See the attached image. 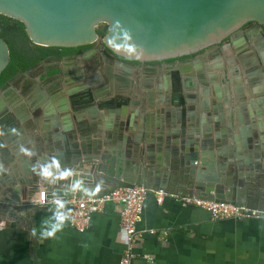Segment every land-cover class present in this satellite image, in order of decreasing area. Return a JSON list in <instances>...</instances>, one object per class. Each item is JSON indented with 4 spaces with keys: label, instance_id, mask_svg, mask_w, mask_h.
<instances>
[{
    "label": "water",
    "instance_id": "1",
    "mask_svg": "<svg viewBox=\"0 0 264 264\" xmlns=\"http://www.w3.org/2000/svg\"><path fill=\"white\" fill-rule=\"evenodd\" d=\"M0 13L22 21L42 46L92 44L106 24L102 46L140 61L192 54L251 21L264 26V0H0ZM247 35L241 38L246 43ZM10 60V46L0 36V75ZM186 100L192 102L189 92ZM179 112L153 123L116 124L115 130L102 124H8L12 132L0 140L7 162L3 167L0 161V216L37 209L24 200L42 187L50 197H84L137 184L264 209V124H206L203 116L202 124H190L194 111L182 124ZM21 132L28 144H11ZM169 156L181 175L168 173Z\"/></svg>",
    "mask_w": 264,
    "mask_h": 264
},
{
    "label": "flooded vegetation",
    "instance_id": "2",
    "mask_svg": "<svg viewBox=\"0 0 264 264\" xmlns=\"http://www.w3.org/2000/svg\"><path fill=\"white\" fill-rule=\"evenodd\" d=\"M248 31L252 40L246 43L241 38ZM263 37L264 26L251 21L192 54L150 61L103 47V36L88 45L52 47L0 89V130L7 132L8 124H102L115 130L116 124L158 122L168 113L179 117L181 109L182 124L191 111L190 124H202V116L206 124H264ZM186 65L187 73L181 70Z\"/></svg>",
    "mask_w": 264,
    "mask_h": 264
},
{
    "label": "crops",
    "instance_id": "3",
    "mask_svg": "<svg viewBox=\"0 0 264 264\" xmlns=\"http://www.w3.org/2000/svg\"><path fill=\"white\" fill-rule=\"evenodd\" d=\"M11 132H0V140ZM26 143L24 132L11 137L13 145ZM168 159V173L181 175V166ZM0 161L7 165L1 156ZM30 168L34 171L33 161ZM45 189L24 201L37 204ZM38 206L19 211L16 218L0 216V264H119L126 248L120 204L109 203L94 214L84 231L58 208ZM138 230L132 264H264V216L215 219L202 207L184 206L173 196L159 203L150 193Z\"/></svg>",
    "mask_w": 264,
    "mask_h": 264
},
{
    "label": "built area",
    "instance_id": "4",
    "mask_svg": "<svg viewBox=\"0 0 264 264\" xmlns=\"http://www.w3.org/2000/svg\"><path fill=\"white\" fill-rule=\"evenodd\" d=\"M150 193L155 194L159 203H163L166 197L173 196L184 206L202 207L209 211L215 219L260 218L264 216V209L204 199L198 195H177L146 184H137L134 187H115L97 196L84 197H50L47 191H42L34 202L38 205L58 208L60 213L69 217L72 224L81 231L86 230L92 216L103 212L109 203L120 204L122 206L121 228L125 234L126 248L119 264H132L137 256L134 246L140 237L138 226L144 219L145 204ZM1 229H3V224L0 219Z\"/></svg>",
    "mask_w": 264,
    "mask_h": 264
},
{
    "label": "trees",
    "instance_id": "5",
    "mask_svg": "<svg viewBox=\"0 0 264 264\" xmlns=\"http://www.w3.org/2000/svg\"><path fill=\"white\" fill-rule=\"evenodd\" d=\"M108 28L106 24L99 27L100 37ZM0 36L10 46V62L0 75V89L19 70H26L47 55L52 46L35 44L27 33L25 24L15 18L0 13Z\"/></svg>",
    "mask_w": 264,
    "mask_h": 264
},
{
    "label": "clouds",
    "instance_id": "6",
    "mask_svg": "<svg viewBox=\"0 0 264 264\" xmlns=\"http://www.w3.org/2000/svg\"><path fill=\"white\" fill-rule=\"evenodd\" d=\"M67 174H69V173H65V175H67Z\"/></svg>",
    "mask_w": 264,
    "mask_h": 264
}]
</instances>
